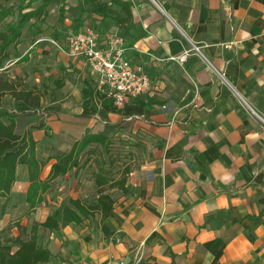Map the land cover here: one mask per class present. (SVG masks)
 Instances as JSON below:
<instances>
[{
  "label": "crops",
  "instance_id": "1",
  "mask_svg": "<svg viewBox=\"0 0 264 264\" xmlns=\"http://www.w3.org/2000/svg\"><path fill=\"white\" fill-rule=\"evenodd\" d=\"M81 1L58 0L27 21L0 65L3 80L40 94L39 107L10 94L0 105L19 113L16 134L41 125L30 130L40 180L58 154L55 135L75 138L65 152L106 123L120 126L114 134L126 133L119 166L130 164V172L126 192L109 191L114 202L105 219L96 213L79 225L38 228L37 244L50 251L41 264H264V0H94L80 14L68 12ZM96 6L103 10L92 11ZM72 27L93 28L101 42L118 34L129 58L144 65L153 88L132 101L140 115L105 110L113 106L97 95L87 61L45 40L63 46ZM184 54L182 62L150 56ZM38 63L49 67L45 80L22 88ZM91 105L97 112L83 114ZM38 109L45 119L33 124ZM86 165L89 171L73 168L50 181L29 211L28 169L17 164L8 197L0 196V237H17V225L29 234L48 216L59 220L70 198L95 204L93 157Z\"/></svg>",
  "mask_w": 264,
  "mask_h": 264
},
{
  "label": "trees",
  "instance_id": "2",
  "mask_svg": "<svg viewBox=\"0 0 264 264\" xmlns=\"http://www.w3.org/2000/svg\"><path fill=\"white\" fill-rule=\"evenodd\" d=\"M26 1V3H24ZM40 1L36 7L32 4ZM58 0H21L15 8L7 9L0 6V23L7 17L15 15L13 22L8 23L0 31V65L10 57L11 50H15L19 43L20 35L24 24L31 18L36 17L48 5ZM94 0H82L69 11L74 14H80L85 8L91 5ZM31 8V9H29ZM29 9V10H26ZM102 7H92V11H102ZM13 54V56H15ZM21 59V58H20ZM18 80L8 82L0 77V97L10 94L15 100H22L32 108L39 107L40 94L34 90H18L20 86ZM86 97V92L84 93ZM107 111L120 114L124 117L140 115L142 107L131 103L122 108H105ZM97 109L91 105L89 109H84L83 114H94ZM19 113L11 111L0 105V196L9 195L11 185L15 179V169L17 164L26 165L28 169L29 187L26 193V201L29 204V211L42 201V193L49 188V182L65 174L73 168L78 170L84 167L90 158L93 157L95 169H92V177L97 187V199L95 204H87L81 199H69L62 208L59 220L48 216L42 223H34L29 234H26V228L17 225L21 233L17 237L2 239L0 237V264H41L49 260L50 251L47 248L37 244V231L39 227L49 230H58L70 223L79 225L84 219L94 216L98 213L101 219H105L113 208V199L109 191L118 189L126 192V178L130 172V164L118 166L114 171L108 164H115L121 161L110 154L111 137L116 133L120 126L106 123L103 130L97 133H88L80 140L75 141L70 149L58 153L54 158L50 172L45 180L39 179L42 163L36 157L35 144L30 130L38 128L41 125L30 126L28 130L20 135L16 134V119ZM109 154V158H104ZM82 155H85L83 159ZM82 157V162H81ZM114 157V158H112ZM17 244L13 250L12 245Z\"/></svg>",
  "mask_w": 264,
  "mask_h": 264
},
{
  "label": "built area",
  "instance_id": "3",
  "mask_svg": "<svg viewBox=\"0 0 264 264\" xmlns=\"http://www.w3.org/2000/svg\"><path fill=\"white\" fill-rule=\"evenodd\" d=\"M68 56L85 59L90 73L96 79V91L102 101H108L116 108L144 96L153 88L152 80L142 63L129 58L124 40L116 33L109 34L101 42L91 27L69 28L64 35V45L46 38ZM156 61L175 60L182 62L184 55L158 57Z\"/></svg>",
  "mask_w": 264,
  "mask_h": 264
},
{
  "label": "rangeland",
  "instance_id": "4",
  "mask_svg": "<svg viewBox=\"0 0 264 264\" xmlns=\"http://www.w3.org/2000/svg\"><path fill=\"white\" fill-rule=\"evenodd\" d=\"M39 3H40V1H37V2L33 3L32 7H36ZM14 7L15 6H13V8ZM68 12H71V10L68 11ZM71 13H73V12H71ZM50 17H51V15L49 16V18ZM14 19H15V15L9 16L4 21H2L0 23V31L3 30L4 27L8 23L13 22ZM6 63H7V60H4L1 63V65H5ZM36 65H38L40 67H38V68L37 67H32L31 70L30 69L28 70V73H25L26 76L23 78L24 82H23L22 88L30 87L31 84L35 83V79H37V78L41 80L40 83L45 80L42 77L43 71L46 68H49V67L43 66L40 63H38ZM3 74H4L3 71H0V77L1 78H4L5 74L4 75ZM37 74H40V76L37 75ZM22 75H21V78H22ZM31 115H34V119L33 120H34L35 123H33V124H38L37 122H43V119H45L44 113H41V111L39 109L38 110H34L33 113H31ZM26 118H27V116H23L22 119L21 118L18 119V122H22L23 123L26 120ZM98 119L103 121V116L99 115ZM121 119L122 118H120L118 122H122V123H126V124L129 123V119L128 118L127 119L125 118L126 121L121 120ZM74 129L75 128H71V130H73V131H74ZM67 136H69L68 140H67L66 136H64L63 138H61L62 137L61 135H55L54 136V143H53V148H52L54 154L60 153V152H62L64 150H66L68 148V146H70L69 142H72L73 140H75V138L73 137L72 133H68ZM112 137H113L112 138L113 145H111L110 154L112 156H115L119 160L121 159V162H123V160L126 159L125 156H126V153H127V150H128V148H126V142H125L126 133H124L123 131H120L119 133L112 135ZM108 156H109V154H105L104 158L108 159L109 158ZM84 158H85V155L83 156V159ZM112 158H114V157H112ZM119 165H120L119 162H116L115 164H110V163L108 164V166H110L115 171L118 169ZM90 167H91V165H89V166L85 165L82 170L89 171Z\"/></svg>",
  "mask_w": 264,
  "mask_h": 264
}]
</instances>
